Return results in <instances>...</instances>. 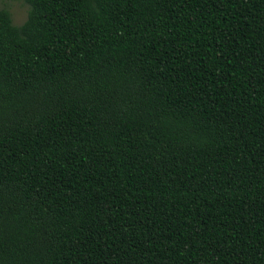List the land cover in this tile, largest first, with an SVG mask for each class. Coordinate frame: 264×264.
Instances as JSON below:
<instances>
[{
    "label": "trees",
    "instance_id": "16d2710c",
    "mask_svg": "<svg viewBox=\"0 0 264 264\" xmlns=\"http://www.w3.org/2000/svg\"><path fill=\"white\" fill-rule=\"evenodd\" d=\"M0 8V264H264V0Z\"/></svg>",
    "mask_w": 264,
    "mask_h": 264
},
{
    "label": "rangeland",
    "instance_id": "374dc122",
    "mask_svg": "<svg viewBox=\"0 0 264 264\" xmlns=\"http://www.w3.org/2000/svg\"><path fill=\"white\" fill-rule=\"evenodd\" d=\"M9 10L12 23L21 24L27 15L28 5L23 0H0V8Z\"/></svg>",
    "mask_w": 264,
    "mask_h": 264
}]
</instances>
